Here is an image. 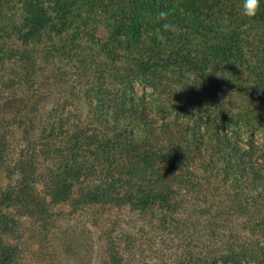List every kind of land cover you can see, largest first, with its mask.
Returning <instances> with one entry per match:
<instances>
[{
	"label": "trees",
	"instance_id": "1",
	"mask_svg": "<svg viewBox=\"0 0 264 264\" xmlns=\"http://www.w3.org/2000/svg\"><path fill=\"white\" fill-rule=\"evenodd\" d=\"M166 97L187 123L149 113ZM0 169V264L62 204L128 207L203 242L195 264H264V3L0 0Z\"/></svg>",
	"mask_w": 264,
	"mask_h": 264
},
{
	"label": "rangeland",
	"instance_id": "2",
	"mask_svg": "<svg viewBox=\"0 0 264 264\" xmlns=\"http://www.w3.org/2000/svg\"><path fill=\"white\" fill-rule=\"evenodd\" d=\"M103 32L100 27L97 33L101 36ZM68 83L76 89L79 87L75 78H69ZM134 88L137 96H144L147 101L159 104L160 98L150 87L134 83ZM170 100L167 97L163 99L160 116L149 113L158 120H161L162 115L177 124L187 123L188 118L185 116L176 117L175 104ZM51 104L52 101L47 103L45 110ZM11 126L8 133L12 143L10 156L14 155L20 144L17 141L19 132L14 125ZM255 135L262 139L260 133ZM0 178L4 183V172L1 169ZM37 187L42 191L40 184ZM23 220L24 233L20 240L23 250L16 264H105L110 241L118 247L124 258L123 264H195L190 253L199 251L203 245V242L189 240L183 234L163 238L153 229L139 228L141 219L128 207L121 209L85 205L74 209L68 204H62L55 208L53 220L44 229L34 227L28 219ZM127 234L131 235L130 244L125 238Z\"/></svg>",
	"mask_w": 264,
	"mask_h": 264
},
{
	"label": "clouds",
	"instance_id": "3",
	"mask_svg": "<svg viewBox=\"0 0 264 264\" xmlns=\"http://www.w3.org/2000/svg\"><path fill=\"white\" fill-rule=\"evenodd\" d=\"M264 0H239L240 15L246 19H253L260 11ZM163 16V13H161Z\"/></svg>",
	"mask_w": 264,
	"mask_h": 264
}]
</instances>
